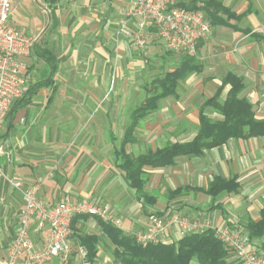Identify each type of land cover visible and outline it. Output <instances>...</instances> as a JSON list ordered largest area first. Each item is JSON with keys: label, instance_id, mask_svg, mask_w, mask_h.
I'll use <instances>...</instances> for the list:
<instances>
[{"label": "crops", "instance_id": "crops-1", "mask_svg": "<svg viewBox=\"0 0 264 264\" xmlns=\"http://www.w3.org/2000/svg\"><path fill=\"white\" fill-rule=\"evenodd\" d=\"M219 1L238 18L212 25L209 36L197 44L199 71L179 80L155 110L138 119L126 143L133 110L158 90L155 78L173 71L185 54L166 51L159 39L137 47L133 34L140 18L125 15L131 0H56L50 5L55 23L48 12L49 27L41 35L44 46L36 38L27 74L28 86L50 81L12 111L0 133V259L7 257L22 203L20 190L6 177L21 181L46 203L81 198L106 203L129 232L145 230L151 212L168 222L179 214L210 219L216 229L236 227L252 243L246 224L258 221L264 207V135L229 138L201 155L175 156L167 165H143L145 197L130 185L122 168L127 157L193 140L201 109L212 121L222 120L204 103L227 72L241 77L240 96L251 103L256 119H264V0ZM33 3L37 6V0ZM22 15L20 23L25 24ZM44 47L56 59L53 72L41 57ZM228 89L223 87L219 101ZM215 178L234 179L238 188L211 197L204 190ZM46 234L47 228L35 230L31 224L35 248L43 245ZM84 234L96 239L92 259L79 239ZM167 234L163 243L182 237L177 224H170ZM70 238L68 264H116L115 245L101 220L74 219ZM256 240V248L264 251V235ZM49 264L60 261L54 258Z\"/></svg>", "mask_w": 264, "mask_h": 264}, {"label": "built area", "instance_id": "built-area-1", "mask_svg": "<svg viewBox=\"0 0 264 264\" xmlns=\"http://www.w3.org/2000/svg\"><path fill=\"white\" fill-rule=\"evenodd\" d=\"M178 0H131L127 17L138 16L133 42L144 47L153 39L162 41L166 51L195 55L197 44L212 31L210 19L201 8L189 9ZM10 0H0V130L12 104L19 99L27 83L28 58L33 52L36 37L28 36L11 23ZM7 183L20 190L22 203L18 209V227L7 249V257L0 264H49L56 258L68 264L73 252L71 221L75 216L95 217L102 222L123 229L121 219L105 204L81 198L77 201L46 203L37 198L30 187L6 177ZM35 230L47 228L43 245L35 248L29 236L31 224ZM177 224L183 235L211 229L232 254L233 264H264V251L241 236L236 227L216 229L209 222L197 218L174 215L168 222L156 214L148 215L145 230L127 232L141 246L162 242L167 227ZM84 253V249L80 247Z\"/></svg>", "mask_w": 264, "mask_h": 264}, {"label": "trees", "instance_id": "trees-1", "mask_svg": "<svg viewBox=\"0 0 264 264\" xmlns=\"http://www.w3.org/2000/svg\"><path fill=\"white\" fill-rule=\"evenodd\" d=\"M44 1L48 2L49 6L56 2V0ZM177 3L189 9L201 8L210 19L212 25H228V20L238 18L235 13L225 7L219 0H178ZM49 13L52 24H54L52 10ZM220 14L225 15V19L221 18ZM40 54L42 58H45L50 70L53 72L56 68L54 54L46 47L41 49ZM192 71H199V67L195 64L194 55L185 54L178 67L173 71L166 72L160 78H155L154 84L158 90L133 110V123L125 130L124 143L131 141V134L137 120L155 110L158 101L171 94L175 90L178 81L184 79ZM49 81L44 80L28 86L23 95L12 104L7 117L10 116L12 111L26 104L30 99V95L41 85H48ZM225 85H229L227 95L223 101H219L218 96ZM243 88L244 84L241 77L232 72H227L222 77L221 84L215 94L204 103V107H211L220 113L223 116L222 120L212 121L201 109L197 133L190 142L167 145L153 154L140 155L133 159L127 157L125 159L122 168L130 181V185L141 197H145L141 190L143 180L140 178L143 165H167L173 163L175 156L201 155L205 149L221 145L229 138L264 135V119H256L251 103L240 96ZM237 188L238 184L234 179L215 178L204 191L214 197L223 192H234ZM78 217L83 216L73 217L71 227L73 220ZM103 223L106 232L115 245L114 255L121 264H233V262L228 261V250L214 236L211 229L185 234L176 242H158L141 246L132 236L125 235L120 229L109 223ZM246 228L251 238H258L264 235V207L260 211V219L258 221H248ZM79 239L86 249L88 258L92 259L95 254L93 249L96 242L95 237L84 234Z\"/></svg>", "mask_w": 264, "mask_h": 264}, {"label": "rangeland", "instance_id": "rangeland-1", "mask_svg": "<svg viewBox=\"0 0 264 264\" xmlns=\"http://www.w3.org/2000/svg\"><path fill=\"white\" fill-rule=\"evenodd\" d=\"M34 5L35 4L33 3V0H10V8H11V15H10V17H12L13 25L15 27L21 29L28 36L36 37V38L39 39L42 34L44 35V33L46 32V30L49 27L50 21L48 20V14L47 13L49 12L50 6H49L48 2H46L44 0H37V6H34ZM12 11H13V13H12ZM22 14H24V15H22ZM21 15L26 18L25 21H23L25 24H21L20 23V21H21V19H20L21 17L20 16ZM43 41H44V37H41L40 38V45H41V47L44 46ZM26 74H28V69H27ZM26 77H27V75H26ZM28 83L29 82L27 81V83L25 85V89L28 87ZM4 124H6V123H4ZM4 124H3V126H4ZM3 126H2V128H3ZM2 128L0 130V133H2V131H3ZM93 201L94 202H97L98 204H105V205H107L106 203H101V202H98V201H95V200H93ZM151 213H154V212H151ZM175 215L180 216L179 214H175ZM180 217H185V216H180ZM203 221L209 222L210 226L213 227V228H215L213 226V224H212V222H211L210 219H203ZM123 230L124 229H121V231L123 233L125 232L124 234L126 235V233L128 232V230H124V231ZM167 235L168 234H167V230H166V236ZM164 236L165 235H163V237ZM255 239H258V238H256V237L255 238H250V242H252L253 245H255V243H256V245L258 246V242H257V240L255 241ZM104 248L105 247L103 246V250H104ZM228 261L229 262L230 261L231 262L234 261L233 260V257H232V254L230 252H229V256H228ZM115 263L116 264H120L118 262V260H115Z\"/></svg>", "mask_w": 264, "mask_h": 264}]
</instances>
